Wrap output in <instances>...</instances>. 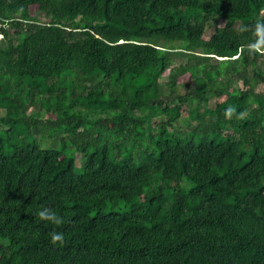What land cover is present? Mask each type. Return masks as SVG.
I'll return each mask as SVG.
<instances>
[{"label":"trees","instance_id":"obj_1","mask_svg":"<svg viewBox=\"0 0 264 264\" xmlns=\"http://www.w3.org/2000/svg\"><path fill=\"white\" fill-rule=\"evenodd\" d=\"M258 24L264 0H0V264H264Z\"/></svg>","mask_w":264,"mask_h":264},{"label":"clouds","instance_id":"obj_2","mask_svg":"<svg viewBox=\"0 0 264 264\" xmlns=\"http://www.w3.org/2000/svg\"><path fill=\"white\" fill-rule=\"evenodd\" d=\"M8 31L9 28L7 27ZM258 30H264V25L258 24L257 25ZM231 111V109H229ZM36 215L44 221H51L55 224H60L62 222V217L58 216L55 209H53L50 206H41L38 208ZM50 238L52 242H58L63 240L64 238V233L60 231H52L50 233Z\"/></svg>","mask_w":264,"mask_h":264},{"label":"rangeland","instance_id":"obj_3","mask_svg":"<svg viewBox=\"0 0 264 264\" xmlns=\"http://www.w3.org/2000/svg\"><path fill=\"white\" fill-rule=\"evenodd\" d=\"M30 13H31V15H35L37 13L36 12V9L35 8H30ZM37 16L40 17L41 19H44L43 16H42V14H40V13L39 14L37 13ZM219 25L222 26L223 25V22H221ZM9 32L10 33L12 32V30L10 28H9ZM212 32H213L212 29H207L206 32H205V34H204V39H208L209 36L212 34ZM173 55L174 56H172V58H173V61H174V65H178L180 63H184L185 59L183 57L178 56L177 54H173ZM164 80H165V78H163L162 82H164ZM236 85L237 86H241L238 83ZM258 90H261V86H259ZM213 103H214V99H211L209 101V105L211 106ZM2 115H3V112L0 111V116H2ZM152 124H155L156 125L157 124V119H154L152 121ZM182 127H184V125H182ZM76 160H77V163L79 164L80 163V156L79 155H77Z\"/></svg>","mask_w":264,"mask_h":264}]
</instances>
